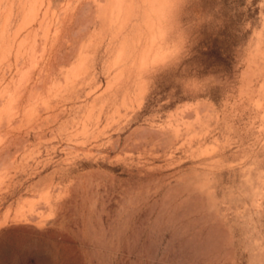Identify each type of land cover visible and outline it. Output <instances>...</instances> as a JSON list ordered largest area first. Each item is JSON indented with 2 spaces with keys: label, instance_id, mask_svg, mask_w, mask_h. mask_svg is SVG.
<instances>
[{
  "label": "rangeland",
  "instance_id": "374dc122",
  "mask_svg": "<svg viewBox=\"0 0 264 264\" xmlns=\"http://www.w3.org/2000/svg\"><path fill=\"white\" fill-rule=\"evenodd\" d=\"M0 264H264V0H0Z\"/></svg>",
  "mask_w": 264,
  "mask_h": 264
}]
</instances>
